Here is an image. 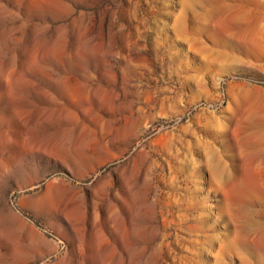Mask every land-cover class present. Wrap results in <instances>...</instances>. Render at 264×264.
I'll list each match as a JSON object with an SVG mask.
<instances>
[{"label":"rangeland","instance_id":"1","mask_svg":"<svg viewBox=\"0 0 264 264\" xmlns=\"http://www.w3.org/2000/svg\"><path fill=\"white\" fill-rule=\"evenodd\" d=\"M0 264H264V0H0Z\"/></svg>","mask_w":264,"mask_h":264}]
</instances>
